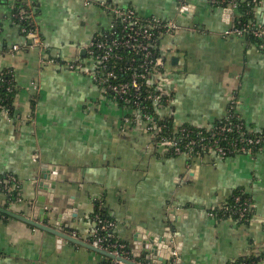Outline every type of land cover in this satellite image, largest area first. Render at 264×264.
Masks as SVG:
<instances>
[{
    "label": "crops",
    "instance_id": "obj_1",
    "mask_svg": "<svg viewBox=\"0 0 264 264\" xmlns=\"http://www.w3.org/2000/svg\"><path fill=\"white\" fill-rule=\"evenodd\" d=\"M15 2L0 0V71L13 70L16 83L14 108L0 116V176L15 179L21 200L8 203L0 193V206L30 217L43 196L44 208L70 225L67 232L85 239L98 205L116 222L129 255L134 235L171 234L177 257L163 264L249 258L264 264V151L226 159L171 155L154 145L144 125L128 123L126 110L90 75L65 66L80 62L92 70L87 48L114 21L107 7L174 21L180 29L160 39L172 89L163 114L177 126L210 128L233 112L263 131L264 51L249 35L226 34L236 10L224 0H24L40 49L13 22ZM253 22L264 26V0ZM237 189L254 201L251 219L210 217ZM0 264H105V258L9 217L0 219Z\"/></svg>",
    "mask_w": 264,
    "mask_h": 264
},
{
    "label": "built area",
    "instance_id": "obj_2",
    "mask_svg": "<svg viewBox=\"0 0 264 264\" xmlns=\"http://www.w3.org/2000/svg\"><path fill=\"white\" fill-rule=\"evenodd\" d=\"M17 1V0H16ZM241 0H224L232 10L238 9ZM254 5H260L263 0H252ZM18 14L13 18H19L22 21H28L29 26L23 27L22 32H26V38L31 41V45L43 49L42 40L38 28L35 24L33 11L28 8V4L20 6ZM185 5H180V9ZM114 21L110 30L104 35L94 37L87 48L88 59L92 63V70L86 69L83 63H67L65 66L74 71L85 72L90 75L96 86L106 94L109 99L117 104L122 102L129 109L127 112L128 123L142 124L146 126L147 132L153 140L157 134L162 132L163 127L155 122L152 113L149 112L151 106L156 112L162 113L170 106L172 101V89L167 87L168 82L164 79V58L160 52L158 39L166 35H171L178 31L179 25L174 21H162L157 18H142L133 9H121L118 7H107ZM227 35L235 34L238 37L245 35L251 36L255 40L256 46L264 51V26L237 22ZM104 37L103 40L99 38ZM18 46L13 49L18 50ZM129 50V54H135L141 57V62L137 63L135 59L126 58L121 52ZM50 64H59L55 59H45ZM7 108L2 105L0 99V116L7 113ZM129 116V117H128ZM131 116V118H130ZM236 115L232 112L227 118H233ZM242 124L232 125H214L208 128L211 135L207 139H191L180 145L177 140L163 138L155 144L165 148L169 153L176 156H186L188 159L201 158V151H208V154L225 159L232 154H254L264 151V134L259 136H245L242 131ZM240 133V140L231 141L228 134ZM208 140L207 143L199 144ZM228 141L227 147L221 145L220 141ZM199 145V146H198ZM198 147V151L196 150ZM235 206L228 207L223 205L219 209L223 210V216L229 215V219L239 222H248V215L253 216L255 205L253 202L244 200L240 196L235 197ZM210 217L216 215L212 211ZM234 216V218L232 217ZM251 216V217H252ZM95 229L89 233V236L82 239L92 246L111 252L120 257L127 258L129 253L125 251L126 245L120 244L115 238L116 222L109 219H103L100 216L95 217ZM73 237L79 238L76 235ZM174 256L177 257L176 252ZM112 264H123L112 260ZM247 264V263H240Z\"/></svg>",
    "mask_w": 264,
    "mask_h": 264
},
{
    "label": "trees",
    "instance_id": "obj_3",
    "mask_svg": "<svg viewBox=\"0 0 264 264\" xmlns=\"http://www.w3.org/2000/svg\"><path fill=\"white\" fill-rule=\"evenodd\" d=\"M26 4L24 2V0H17L14 4V10H13V15L18 14L20 11V6L21 5ZM254 3L252 2V0H241L238 4V9L236 10L237 12V16L235 21H239L241 23H248V24H255L253 22L254 20V9H255ZM28 8H30L31 10V6H29L28 4ZM32 11V10H31ZM13 22L20 28L21 33L24 37H26V32H22L23 27H27V29H29L31 27V25L29 26L28 21H22L19 18H13ZM35 22V21H34ZM106 31H100L97 35H100V37L102 35H104ZM96 35V36H97ZM251 37V36H250ZM252 38V37H251ZM104 37L99 38V40H103ZM253 42H255V40L252 38ZM157 43L160 44V39L157 40ZM130 51L126 50L121 52V54H123L126 58H130V59H135L137 63L141 62V57L140 56H136L134 53L129 54ZM90 64L92 65V63L90 62ZM89 64V65H90ZM84 66L86 67V64H84ZM16 95V83H15V76H14V72L11 69H3L0 71V99L2 100V105L5 106V108H7V110H9L11 112V110L14 108L13 106V100H14V96ZM119 107H121L122 109H129V106H125L122 102H118ZM152 113L153 118L155 119V122L158 123L159 125H161L163 127L162 132L157 134L155 132V137L156 139L153 140L154 145L155 141L159 142L161 141L163 138L166 139H173V140H177V142H179L180 145L184 144L185 142L190 141L191 139H207L210 137L211 135V131L208 130V128H199V127H193L190 125H182V126H177L174 123V119L172 115H164L162 113L156 112V109L154 107L151 106L150 111ZM129 117V116H128ZM131 118V116H130ZM232 123V125H236V124H242V131L246 132L245 136H259V135H263L264 134V130L263 131H254L253 129H250L248 127V125L245 123V121H243L242 119H240L238 116H235L233 118H225L222 119L220 121H218L216 125H225V124H229ZM146 127V126H145ZM240 133H229L228 134V139L231 141H234V139H236L237 141L240 140ZM208 140H205L203 142L199 141V144H204L207 143ZM221 145L227 147L228 141L225 140H221L220 141ZM199 146V145H198ZM196 150L198 151V147H196ZM171 154V153H169ZM255 154V153H254ZM172 155V154H171ZM201 157H204L206 155H208V151H201L200 152ZM240 154H232L230 157H234V156H238ZM242 155V154H241ZM226 159V158H225ZM14 181V182H13ZM15 183V185H14ZM18 186L17 182L15 181V179L11 180L8 177H2L0 176V193L6 194V196L8 197V203H13V202H18L19 200H21V196H20V192L19 190L16 188ZM240 196L242 201L244 200H248L254 203L253 199L246 194L242 189H237L233 196L231 198H229L228 202L225 205H228V207H232L235 206V197ZM8 205L6 204L5 208H7ZM96 214H94V218L96 216H100L103 219H109L108 217H106L103 212L99 209V206L97 205L96 208ZM213 212L215 213L216 217L218 219H229V215L227 216H223V210L221 209H215L213 210ZM252 216V215H251ZM250 214L248 215V218L251 219ZM234 218V216H232ZM0 219H9L8 216L1 214L0 213ZM235 219V218H234ZM111 220V219H109ZM113 240H117L116 235L115 238ZM118 241V240H117ZM119 242V241H118ZM120 244H122L121 242H119ZM125 251L128 252V247L126 246ZM264 258V257H263ZM262 258V259H263ZM260 261V259H256V258H249V259H244V260H239L238 262H236L235 264H240V263H247V264H257ZM105 264H112V260L106 259L105 258Z\"/></svg>",
    "mask_w": 264,
    "mask_h": 264
},
{
    "label": "water",
    "instance_id": "obj_4",
    "mask_svg": "<svg viewBox=\"0 0 264 264\" xmlns=\"http://www.w3.org/2000/svg\"><path fill=\"white\" fill-rule=\"evenodd\" d=\"M182 11L184 12L187 10L183 9ZM29 43H31L30 40ZM44 178L47 179V176H44ZM44 202L45 198L41 196V198L38 199V204L34 208V214L30 217L17 214L1 206L0 213L52 234L59 239H64L73 244L87 248L106 259L116 260L123 264H157L158 262L163 264L165 261L172 262L174 260V247L168 245V241L172 238L171 234L154 237L150 234L153 238L149 239L143 238V236L139 234L134 235V247L131 249L129 257L124 258L116 256L111 252L96 248L82 239L73 237L67 232V229L70 227L67 221H64L59 215L52 213L48 208H44L42 205Z\"/></svg>",
    "mask_w": 264,
    "mask_h": 264
}]
</instances>
